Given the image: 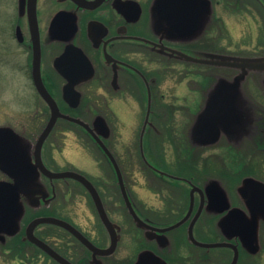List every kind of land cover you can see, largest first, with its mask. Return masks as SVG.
I'll return each instance as SVG.
<instances>
[{
    "label": "flooded vegetation",
    "instance_id": "obj_1",
    "mask_svg": "<svg viewBox=\"0 0 264 264\" xmlns=\"http://www.w3.org/2000/svg\"><path fill=\"white\" fill-rule=\"evenodd\" d=\"M256 1L261 9L256 8L257 13H251L249 0H197L201 7L197 29L191 37L181 38L167 25L170 21L160 18V4L165 0H37L42 78L61 113L83 121L103 138L101 131H105L104 125L100 123L99 129L95 126V120L102 118V114L96 116L94 108L146 107L141 135L150 109L144 139H147L150 153L158 165L152 162L159 170H152V174L161 185L154 194H161L163 210L149 209L145 219L162 229L183 223L162 234L137 228L136 244L141 248L130 264H138L145 252H152L162 259L148 260L147 264H232L236 252L237 264H264V50L254 54L229 53L236 56L233 60H237V64L249 63L240 85H235L236 78L242 73L240 67L208 65L182 55L198 60L217 58L218 54H214L210 47L218 42L219 32L226 33L222 39L233 42L225 21L217 14L222 4L236 14L237 19L233 23H250V18L258 15L256 17L262 26L259 25L257 37L264 49V1ZM18 13L14 39L31 56L33 80L34 50L28 0L22 8L18 0ZM250 29L248 25L242 32L244 43L250 44L253 40ZM48 59L51 61L45 65ZM218 71L223 73L219 75ZM172 79L177 81L173 93L169 87ZM188 81L194 82L195 86L191 87ZM70 83H74L75 91L81 94L76 108L71 107L64 97L65 88ZM36 92L42 99L37 89ZM177 111L190 114L188 125L180 133L175 122ZM210 114L209 122L219 128L218 138L213 142L198 133L200 125ZM60 123L76 126L93 140L80 125L58 119L42 152L43 162L52 172L58 171L45 160L44 150ZM61 134L67 135L65 131ZM167 143L173 147V162L167 160L163 151ZM32 145L21 143L22 150L34 163L36 144ZM154 145L162 148L161 156V149L155 155ZM217 149L221 152L229 150L232 160L237 163L232 168L228 167L223 154L219 153L203 160L205 151ZM256 157L261 164L258 170L262 172L258 176L247 172L254 167L252 164ZM216 159L223 166L222 172L228 181L235 183L240 179L241 184L235 189L225 184L223 177L209 176L210 165L218 166ZM39 173L33 184L38 186L46 181L51 194L45 199L40 194L22 197L24 215L19 233L24 242H28L24 240L26 229L34 219L54 216L44 212L53 204L54 186L58 180ZM5 176L7 180L4 181H12L8 175ZM250 180L259 187L249 186L242 192ZM131 198L137 204L133 195ZM41 209L44 214L37 215V210ZM162 219L170 222H159ZM193 222L194 237L198 241L230 245L208 247L191 242L189 229ZM45 226L48 225L35 230L36 236L46 229ZM199 234L207 240H200ZM139 235L141 238L138 239ZM62 238L55 233L54 247L50 245L62 257L72 264H97L87 248L82 247L85 256L77 255L75 245ZM89 239L98 248H106ZM31 247L35 246L31 244ZM113 255L98 257L97 260L100 264H112Z\"/></svg>",
    "mask_w": 264,
    "mask_h": 264
},
{
    "label": "rangeland",
    "instance_id": "obj_2",
    "mask_svg": "<svg viewBox=\"0 0 264 264\" xmlns=\"http://www.w3.org/2000/svg\"><path fill=\"white\" fill-rule=\"evenodd\" d=\"M249 4L251 13L253 11L257 13L259 8L261 9L260 4L256 0H249ZM18 14V0H0V127L13 129L23 142L34 146L47 123L50 113L46 104L36 92L30 71L31 56L14 39V27L19 18ZM217 14L225 21L224 25L227 27L229 36L232 38L230 39L233 42L228 39H222L226 33L219 32L218 42L210 47L214 54H218V57H213L212 59L231 61L236 56L232 57L229 53H262L261 51L264 49L260 47L261 41L257 37L259 35V25L262 26L259 23V18L256 17L258 15L255 16L256 18L252 16L250 23H233L232 21H234L236 14L226 4H222V7H219ZM239 18L241 19V16H238ZM248 25L251 27L250 30L253 35V40L250 44L244 43V36H242L244 28ZM50 61H45V65L49 64ZM218 72L221 75L222 71ZM176 82L172 79L169 84L171 93H173V86ZM187 84L191 85V87L195 86V83L191 81H188ZM96 96L97 98L99 97L97 94ZM93 110L96 116L97 114H102V118L98 117L95 120V126L99 129L100 123L104 125L105 131L104 129L101 131L103 132V138L107 140L113 153L117 155V158L125 167L126 185L140 210L144 211L145 214L146 212L148 214L149 209L162 212L161 194H154V190H158V186L161 187V185L155 180V175L141 166L142 164L138 157L140 153V135L147 108H121L115 106L110 108L97 107ZM188 114L176 112L175 122L179 126L178 133L188 125L187 122L190 121L188 118L190 114ZM37 115H39V119L35 121ZM159 126L162 127V123ZM67 128H69V131ZM71 129L73 130L72 132L70 131ZM63 131L67 133L66 136L61 134ZM55 132L46 143L44 150L45 160L58 172L65 170L80 171L89 177L95 185L97 184L96 186L101 191H105L111 220L120 227L121 235L118 248L113 255L114 262L112 264H130L134 260L138 249L141 248V246L136 244L138 227L131 220L125 205L122 203L117 174L112 164L99 146L76 126H67L60 123ZM152 137L154 136L152 135ZM53 143L54 147H52ZM146 146L149 160L158 166L150 153L151 150L148 147L147 140ZM160 149L161 156L163 154L162 148L154 145L155 155L159 153ZM172 149L173 147L169 143H167L165 149L163 148V151L166 152V158L170 162L175 161ZM218 153L223 154L228 167L232 168L237 163L232 160V154L229 150L221 152L220 149L213 150V152L211 150L205 151L203 160L210 157L211 154ZM52 158L54 160H51ZM216 160L218 166H214V163L210 165L209 176L218 175L223 177L225 184H228L231 189L239 186L241 184L240 179L239 181L236 180L235 183L228 181L226 175H223V166L218 159ZM260 165L258 157H256L253 160V168L248 169L249 171L247 172L258 176L262 173L258 170ZM4 180H7V177L0 171V181ZM153 182L156 183L153 184ZM46 183V181H42L38 186L47 193L48 198L51 194V188ZM54 190L55 196L51 207L46 210L47 212L42 209L37 210L36 214L41 215L49 212L56 214L60 218L73 223L100 245L108 247L110 238L99 219L96 207L88 191L73 180L55 182ZM159 222L168 223L170 221L169 219H162ZM57 234L63 237L62 240L65 242L75 244L72 236L67 235L66 232L60 231ZM13 236V231H3L0 234V264H54L53 260L35 247L29 246V249L26 250L15 249L12 244ZM139 238H141L140 235L138 236ZM198 238L202 241L207 240L200 234ZM49 241L54 243L53 238L49 239Z\"/></svg>",
    "mask_w": 264,
    "mask_h": 264
},
{
    "label": "water",
    "instance_id": "obj_3",
    "mask_svg": "<svg viewBox=\"0 0 264 264\" xmlns=\"http://www.w3.org/2000/svg\"><path fill=\"white\" fill-rule=\"evenodd\" d=\"M264 1V0H263ZM21 4V8L26 4V0H19ZM36 5L37 0H28V17L30 21V30L33 40V63H32V76L34 85L42 97V99L47 103L51 117L46 125L45 129L38 137L36 145H35V161L31 162L28 154H26L21 147V138L18 134L9 127H0V171L4 174L8 175L12 181H0V234L3 231H13V235H16L20 231V222L24 215V207L22 204L23 196H30L32 194H40L43 199L47 197V193L40 189L39 186H35L33 182L36 180L37 176L42 172L45 176L50 178L51 180H75L79 182L90 194L99 217L106 228L109 236H110V246L105 249L98 248L95 246L82 232H80L76 227H74L69 222L56 218V217H39L34 219L26 229V237L25 240H28L30 243L34 244L36 247L45 252L48 256H50L53 260L57 261L59 264H72L69 260L62 257L59 253H57L49 244L45 241L41 240L35 235V230L37 227L41 225H54L60 227L66 231H68L71 235H73L78 241H80L93 255L94 260L97 264L100 262L97 260L98 257L111 256L115 253L120 235L117 225H115L104 206L102 198L95 187V185L83 174L76 171H65V172H52L46 168L43 159H42V150L45 141L49 137L52 132L54 126L56 125L58 119H65L67 121L73 122L75 124L80 125L84 129H86L96 142L98 146L102 149L104 154L109 158L112 165L114 166L115 172L117 174L118 183L120 186L121 194L123 200L125 202L126 208L136 223V225L150 233L162 234L169 230L175 229L179 227L183 222H179L174 226L169 228H158L150 225L148 222L144 221L138 215L136 209L133 206V203L130 199V196L127 191V187L124 182V177L118 162L116 161L114 155L111 153L109 148L106 146L104 140L101 136L95 133L94 129H92L88 124L83 121L73 118L69 115H65L61 113L60 108L58 107L55 100L52 98L51 94L47 90L41 73V44H40V34L38 30V22H37V14H36ZM205 5V2L202 3ZM167 6V9L165 8ZM201 7L197 5V0H165L160 4L159 14L160 18L168 20L169 23L167 25L176 32V34L181 38H189L194 35ZM188 60H193L197 62H202L208 65L215 66H224V67H240L242 69V73L236 78V84L240 85L241 81L245 78L249 63L243 61L242 63L237 64V60H214V59H194L188 55L182 54ZM264 66V63L262 64ZM261 65V66H262ZM92 67V66H91ZM69 79V76L66 75ZM230 84V83H227ZM74 83H70L64 91V97L66 101L69 103L71 107L76 108L80 103L81 94L76 92L74 89ZM231 89V88H228ZM149 113L150 109H148V115L145 121V125L143 128V132L141 135L140 147H141V155L144 162L155 171H159L150 162L147 160L145 152H144V133L146 131V127L149 123ZM210 116L206 118L200 125V129L198 130L199 136L209 139L210 141H216L219 135V128L215 125L211 124ZM206 136V137H205ZM39 170V171H38ZM162 175L163 173L160 172ZM259 187V184L250 180L247 181L245 187L242 189L244 192L247 187ZM215 187H212L214 189ZM244 194V193H242ZM194 222L192 223L189 229V239L191 242L208 247H219V246H229V243H215V244H205L198 241L194 237L193 233ZM148 260H162L152 252L142 253L140 256V260L138 264H147ZM238 261V253L236 252V256L232 262V264H237Z\"/></svg>",
    "mask_w": 264,
    "mask_h": 264
},
{
    "label": "trees",
    "instance_id": "obj_4",
    "mask_svg": "<svg viewBox=\"0 0 264 264\" xmlns=\"http://www.w3.org/2000/svg\"><path fill=\"white\" fill-rule=\"evenodd\" d=\"M107 145H108V147L111 149V151H112V148H111V146H110V144L107 142ZM145 148L147 149V146H146V143H145ZM113 152V151H112ZM114 155H115V157H117L116 156V154L114 153ZM138 157H139V160H140V162H141V166H143L147 171H149V172H153L151 169H149L146 165H145V163L143 162V160H142V158H141V155H140V153L138 154ZM117 160H118V163H119V165H120V167H121V169H122V172H123V174H124V178L126 177V175H125V167L123 166V164H121V162L119 161V159L117 158ZM97 185V184H96ZM98 188V187H97ZM98 190H99V192H100V195H101V197H102V200H103V202H104V205H105V207H106V210L108 211V213H110L109 212V208H108V201H107V196H106V194H105V191H101L99 188H98ZM130 193V192H129ZM132 194L130 193V196H131ZM122 203H123V205H124V201H123V199H122ZM134 203V202H133ZM134 206L136 207V209H137V212L139 213V215L144 219V220H146L145 219V216H146V214L144 213V211H142V210H139L140 208H138V206H137V204H135L134 203ZM126 208V207H125ZM127 210V209H126ZM54 215H56V214H54ZM110 215V214H109ZM131 218V217H130ZM29 218H27L26 220H28ZM30 220V219H29ZM132 220V219H131ZM45 228L46 229H44L40 234H38V237L39 238H41L42 240H44V241H46V242H48L50 245H52L53 247H54V244H52L51 242H49L48 241V239H49V237L50 238H54V234L55 233H57V231H58V233L61 231V229L60 228H57V227H55V226H45ZM67 235H68V233H66ZM22 234H19L18 236H16V237H14V238H12V244L15 246L14 248L15 249H20V250H26V249H29V247L27 248L26 246H31V244L30 243H28V242H24L23 240H22V236H21ZM87 235V234H86ZM88 236V235H87ZM89 237V236H88ZM73 238V240L75 241V252H76V254L77 255H84L85 254V252H84V249L82 248L83 246H82V244H80V242L79 241H77L74 237H72ZM39 250V249H38ZM85 256V255H84Z\"/></svg>",
    "mask_w": 264,
    "mask_h": 264
}]
</instances>
